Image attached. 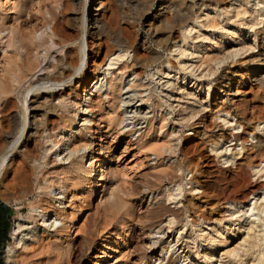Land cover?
Returning <instances> with one entry per match:
<instances>
[{"label":"rangeland","instance_id":"rangeland-1","mask_svg":"<svg viewBox=\"0 0 264 264\" xmlns=\"http://www.w3.org/2000/svg\"><path fill=\"white\" fill-rule=\"evenodd\" d=\"M5 2L0 0V4ZM12 2L0 7V17L7 25L13 23L9 9ZM159 2L152 0L149 6L138 1L124 9L145 20ZM263 23L264 3L229 0L217 6L195 8L192 20L175 34L180 40L171 41L168 49L152 45L159 53L158 59L141 68L140 75L134 76L123 69L132 61L130 50H115L105 58L99 56L95 78L85 90L80 87L77 92H70L67 96L70 100L63 105L66 109L55 114L61 121L71 122V127L56 137L45 138L47 151L41 166L26 175L31 190L27 199L19 193L21 181L14 179L11 172L6 177L4 170L0 172L1 189L4 179L10 181L9 199H0V204L10 207L7 236L0 245V263L5 259L3 244L10 241L12 216L19 211L24 227L16 248L18 264H205L203 260L207 264H264V231H249L246 223L251 218L237 210L242 204L264 202V161L253 168H243L247 177L238 191L229 194L233 200L204 206L205 214L212 217L210 220L202 216L193 220L185 206L189 198L200 201L203 189L197 179H201V170L208 167L207 163L231 174L250 153L255 135L264 138V121L252 120L241 125L233 114L219 111L215 113L219 128L211 115L219 95L216 78L228 68H234L239 60H247L259 52L257 29ZM1 28L0 39H5L8 30ZM49 32L50 25L46 24L34 36L37 39ZM225 32H233L234 36L228 39ZM111 83L118 85L115 100L111 98ZM76 93L80 95L73 100ZM252 95L249 93L248 99L259 100L260 97ZM91 99L100 100L102 110L93 106L96 101L91 103ZM204 114L209 127H215V132L221 135L217 144L201 142L190 128ZM109 118L115 122L109 125ZM80 134L84 138L75 141L91 144L73 151L69 142ZM188 140L198 146L190 153L191 162L198 164L194 172L183 164L178 165ZM101 143L105 151L99 149ZM157 145L161 146L159 150ZM99 152L102 165H94V170L102 168L104 180L88 193H81L79 187L67 192L52 187L47 195L38 188L46 178L57 181V172L76 159L87 167L91 157L97 158ZM166 173L170 179L164 177ZM158 176L161 178L155 179ZM112 189L121 197H129L134 204V215L125 228L123 210L119 209L117 215L109 210ZM243 191L251 192L246 199L241 198ZM37 193L41 194L37 196ZM12 199L21 202L20 209L13 207ZM31 201H37L41 205L39 209L46 208L44 221L33 218L39 211L30 210ZM158 205H166L176 214L139 221L145 211ZM61 210H65L66 217L60 215ZM130 226L134 233L129 235ZM107 245L109 248L104 249Z\"/></svg>","mask_w":264,"mask_h":264},{"label":"bare ground","instance_id":"bare-ground-1","mask_svg":"<svg viewBox=\"0 0 264 264\" xmlns=\"http://www.w3.org/2000/svg\"><path fill=\"white\" fill-rule=\"evenodd\" d=\"M138 1L152 5V0H13V2L7 0L12 2L9 9L12 10L13 23L7 25L0 17V28L8 30L5 39H0V50L3 51L0 55V172L4 170L5 177L11 172L14 179L18 178L21 181L19 193L26 199V195L31 193L30 182L28 184L26 175L29 174L28 171L33 172L41 166V160L47 151L46 146L44 147L45 138L56 137L71 127V122L61 121L62 119L60 120L55 114L59 109L60 112L66 109L63 105L70 100L67 99L70 92L74 90L77 92L80 87L85 90L88 82L95 78V73L99 69L96 63L99 56L105 58L115 50H130L132 61L125 64L123 69L134 76L140 75L143 71L141 68L158 59L159 53L152 48V45L168 49L171 41L180 40L179 35L175 34L192 20L195 8L200 9L205 5L217 6L229 0H160L156 9L145 20L129 14L124 9L125 6L136 5ZM258 1L264 3V0ZM7 2L1 3L0 7L2 8ZM144 9L148 10V8ZM28 15H30L29 19ZM46 24L50 25V32L36 39L34 33ZM225 34L228 39L234 36L233 32H225ZM257 34L261 46L259 52L252 54L247 60H239L234 68H228L227 72L216 78L219 95L216 99L218 101L216 103L213 101L215 110H211L216 127L221 128L215 121L217 117L215 113L219 111L233 114L241 125L245 122L252 123V120L264 121V23L257 29ZM117 89V84H110L113 100L118 98ZM249 93L260 97L259 100L248 99ZM78 95L80 94L76 93L73 100H76ZM94 100L91 99L90 102ZM93 106L100 108L102 103L97 100ZM205 115L190 124V128L194 129V135L201 142L217 144L221 135L215 132L217 130L215 127L214 129L209 127ZM114 122V118H109V125ZM46 131H48L47 135ZM255 137L256 142L251 144L250 153L231 174H227L222 169L216 168V170L209 163L206 169L201 170V179H197L203 189L199 196L200 201L196 202L189 198L185 202L193 220L197 221V216L210 220L212 217L205 214L204 206L214 205L222 200H233V196L231 198L229 194L238 191L242 180L247 177L243 168H253L264 161V138L258 135ZM76 138L82 139L84 134L73 137L69 142L73 151L78 150L80 146L91 144L82 140L75 141ZM236 138L239 139V135ZM105 148L101 143L99 149ZM160 148L161 146H156L157 150ZM197 148V143L188 140L179 155L178 165L183 164L194 172L198 164L191 162L190 153ZM100 153H97V158L91 157L87 167L80 159H76L67 168L57 172V181L46 178L38 188L45 194L51 192L52 187L62 188L66 192L68 189L79 187L81 193H88L99 184V181L104 180V170L102 168L94 170V165L99 167L102 163L103 158ZM50 162L53 160L51 159ZM168 175L166 173L164 177L170 179ZM160 178L158 176L155 179ZM6 179L1 185L2 189L0 187V199L4 200L9 199L7 192L10 190L7 185L10 181ZM110 193L112 200L108 204L109 210L112 215H117L119 209L123 210L122 222L125 228L127 221L134 215L132 210L134 204L129 197H121L113 189ZM250 193L243 191L241 198L246 199ZM40 194L37 193V196ZM49 197L47 202L51 204ZM261 201L242 204L237 209L244 217L251 218V221L246 223L249 231H264V202ZM11 204L17 210L21 202L12 199ZM40 207L37 201L30 202V210L39 211V214L36 213L37 216L33 218L37 217L44 221L47 210L39 209ZM166 214H176V211L166 205H158L145 211L139 221H154ZM60 215L66 217L65 210H61ZM21 217L19 211L13 214L9 230L10 241L3 244V257L8 261L11 260L13 264H18L20 260L16 248L20 242V232L24 227ZM128 231L130 235L134 233V228L130 226ZM118 236L116 239L119 238ZM202 240L206 241L207 237H202ZM106 248L109 246L104 249ZM203 262L207 264L205 260Z\"/></svg>","mask_w":264,"mask_h":264},{"label":"trees","instance_id":"trees-1","mask_svg":"<svg viewBox=\"0 0 264 264\" xmlns=\"http://www.w3.org/2000/svg\"><path fill=\"white\" fill-rule=\"evenodd\" d=\"M0 207H3V214L0 215V245L2 240L7 236V230L9 227V206L0 204Z\"/></svg>","mask_w":264,"mask_h":264},{"label":"built area","instance_id":"built-area-1","mask_svg":"<svg viewBox=\"0 0 264 264\" xmlns=\"http://www.w3.org/2000/svg\"><path fill=\"white\" fill-rule=\"evenodd\" d=\"M0 264H13V262L11 260H6L4 259L3 263L1 262Z\"/></svg>","mask_w":264,"mask_h":264},{"label":"crops","instance_id":"crops-1","mask_svg":"<svg viewBox=\"0 0 264 264\" xmlns=\"http://www.w3.org/2000/svg\"><path fill=\"white\" fill-rule=\"evenodd\" d=\"M3 214V207H0V215Z\"/></svg>","mask_w":264,"mask_h":264},{"label":"water","instance_id":"water-1","mask_svg":"<svg viewBox=\"0 0 264 264\" xmlns=\"http://www.w3.org/2000/svg\"><path fill=\"white\" fill-rule=\"evenodd\" d=\"M8 235H9V233H8Z\"/></svg>","mask_w":264,"mask_h":264}]
</instances>
